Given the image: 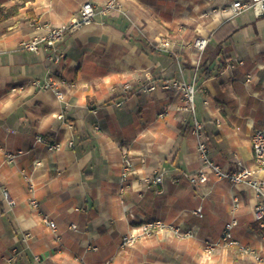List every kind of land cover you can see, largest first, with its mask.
I'll use <instances>...</instances> for the list:
<instances>
[{"label": "crops", "instance_id": "0c3cea01", "mask_svg": "<svg viewBox=\"0 0 264 264\" xmlns=\"http://www.w3.org/2000/svg\"><path fill=\"white\" fill-rule=\"evenodd\" d=\"M84 1L96 6L93 21L64 33L58 62L45 47L20 45L37 24L78 18ZM105 1L0 0L1 9L17 6L0 21V264H253L235 248L208 256L201 247L235 216L237 241L264 257L257 199L214 174L200 186L186 177L203 166L196 119L210 158L224 170L251 169L264 190L251 148L252 128L264 129V14L235 13L234 0H119V10L101 12ZM194 35L209 41L200 55L186 43ZM164 36L170 45L161 50ZM236 60L243 64L228 66ZM52 77L62 101L43 87ZM166 79L195 83L192 113L179 91L161 88ZM124 150L134 169L120 182ZM158 171L162 182H149ZM155 218L194 236L119 248L123 234Z\"/></svg>", "mask_w": 264, "mask_h": 264}, {"label": "built area", "instance_id": "2783aa9c", "mask_svg": "<svg viewBox=\"0 0 264 264\" xmlns=\"http://www.w3.org/2000/svg\"><path fill=\"white\" fill-rule=\"evenodd\" d=\"M120 6L119 0H106L104 5L101 8V12L116 10ZM230 9L235 13H238L245 9H251L255 16H260L264 14V0H234L230 3ZM95 5L91 1H84L79 8V17L72 19L68 23H61L56 26H50L47 24H37L36 31L29 38L20 42V45L33 52L39 51L42 47H45L50 53V60L58 62L61 59V54L58 52L57 43L60 41L65 32L75 31L78 28L88 25L93 21L94 15L96 13ZM207 44V37L199 35L193 41L189 43V47L195 48L199 55L203 52ZM168 41H162L157 44L160 46H168ZM243 64L242 60H236L231 62L228 66L234 67V65ZM251 75H248L246 81L251 80ZM35 85H38L37 80L33 81ZM193 83V82H191ZM191 83H185L179 79H166L162 82L161 88L164 90L175 89L179 91L185 102L189 103L191 110H193V101H194V86ZM43 87L52 89L56 98L60 101L64 99V92L59 87L55 78L47 79L43 83ZM154 84H150L148 90H153ZM161 115V114H160ZM61 116V115H60ZM192 133L196 138V149L203 162V166L195 173L187 175V181L193 186H200L205 183L210 174L216 175L218 178H226L233 184H244L247 187L248 192L251 196L257 199V203L253 208V215L255 219L263 225L264 221V190L261 184V181L253 177V171L244 165L238 163L235 168L232 170H224L218 164H216L209 156V150L207 142L201 132V124L194 119L192 126ZM36 141H43L41 136L36 137ZM57 145H50L49 147H56ZM251 148L253 153V159L255 165L258 169L264 170V129L261 127H253L251 132ZM20 151L17 152H6L5 160L7 162H13ZM161 168V167H160ZM133 159L128 151H123L121 156V175L120 182H123L127 179L128 175L133 172ZM160 170V169H159ZM178 179H173V182H177ZM149 182L154 184H159L162 182V172L158 171L154 174ZM4 197L7 199V192L4 191ZM10 202V201H9ZM28 205L33 208H38V202L34 197L33 191L29 193ZM126 207V205L124 206ZM237 207V202L234 201L233 209ZM200 212V208H197L195 213ZM41 219L44 224L52 231L56 236L57 225L56 223L48 218L46 215H41ZM238 225V220L235 216H231L223 225V230L220 237L216 241V245H235L238 250L243 254H252L256 261L259 264H264V257L259 253L253 250L247 245L240 244L234 236V228ZM155 227H166L174 231L179 236H188L190 235V229L180 230L174 228L172 224H168L160 219L146 220L143 221L138 227L133 228L131 231L126 232L122 235L120 239V248L125 245H129L135 241L138 237L136 232L137 230L151 231ZM70 228L76 229L75 224H70ZM36 261L39 260L38 256L34 257Z\"/></svg>", "mask_w": 264, "mask_h": 264}, {"label": "rangeland", "instance_id": "374dc122", "mask_svg": "<svg viewBox=\"0 0 264 264\" xmlns=\"http://www.w3.org/2000/svg\"><path fill=\"white\" fill-rule=\"evenodd\" d=\"M96 7V6H95ZM102 8V7H101ZM119 8H120V6L118 7V9H116V10H119ZM96 9V8H95ZM59 25V24H58ZM33 35V34H32ZM197 36H199V35H194V36H192L186 43H187V46L189 47V43H190V41L192 40H194ZM30 37V36H29ZM28 37V38H29ZM162 41H168L167 40V38L164 36V37H162V38H160L158 41H156V43H155V47H157L158 49H163V50H165L169 45H170V43H169V45L168 46H160V47H158L157 46V44L159 43V42H162ZM169 42V41H168ZM208 38H207V44H206V46H205V48H204V50L206 49V47L208 46ZM203 50V51H204ZM191 84H193V86H194V98H195V92H196V86H195V83H191ZM193 103H194V101H193ZM188 107H189V110H190V112L192 113L193 112V110H194V108H193V110H191V108H190V105H189V103H188ZM194 107V106H193ZM226 179V178H225ZM198 208H200V207H198ZM195 211H197V209H195L194 210V213H195ZM196 215H198V216H201V208H200V212H197V213H195ZM156 219V218H155ZM150 220H154V219H150ZM161 220V219H160ZM163 221V220H162ZM227 221V220H226ZM133 228H131L129 231H131ZM223 230V229H222ZM222 230H221V232H222ZM136 234H137V238L135 239V241L133 242V243H131V244H129V245H125L124 247H122V248H120V242H119V248L120 249H123V251L124 250H128L129 248H131V247H133V246H135V244L137 243V241H139V240H142V239H147V238H149V237H155L156 235H159V234H162L163 235V237L165 238V239H167V238H169V239H172V238H191V237H193L194 236V232L192 231V230H190V235H188V236H179V235H177L174 231H172L171 229H169V228H166V227H155V228H153L151 231H148V233H146L145 231H140V230H137V232H136ZM221 235V234H220ZM122 237V236H121ZM121 239V238H120ZM218 240V239H217ZM217 240H204V242H203V246L201 247V250H202V253H204V254H206V255H208V256H211L212 254V252L215 250L214 248H216V249H222V250H224L225 252H227V251H229V250H232L233 248H235V249H237L238 250V248H237V246H235V245H233V244H231V245H224V244H219V245H216L215 243H216V241ZM193 248L195 249V246H193ZM239 251V250H238ZM198 251H196V250H194L193 251V254L194 253H197ZM199 253V252H198ZM239 253H240V256L241 257H250L251 259H252V262H253V264H259L258 263V261H256L255 260V258L252 256V254H243V253H241L240 251H239Z\"/></svg>", "mask_w": 264, "mask_h": 264}, {"label": "trees", "instance_id": "16d2710c", "mask_svg": "<svg viewBox=\"0 0 264 264\" xmlns=\"http://www.w3.org/2000/svg\"><path fill=\"white\" fill-rule=\"evenodd\" d=\"M17 13V6H13L11 7L10 9H1L0 8V21L3 20L4 18H7V17H10V16H13L14 14ZM205 77H208L210 76L209 73H205L203 74Z\"/></svg>", "mask_w": 264, "mask_h": 264}]
</instances>
